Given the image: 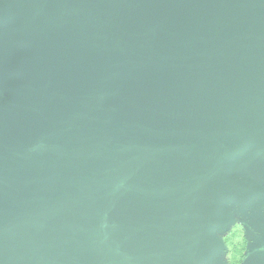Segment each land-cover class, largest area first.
<instances>
[{"label":"water","instance_id":"obj_1","mask_svg":"<svg viewBox=\"0 0 264 264\" xmlns=\"http://www.w3.org/2000/svg\"><path fill=\"white\" fill-rule=\"evenodd\" d=\"M0 35V264H223L264 210V0H0Z\"/></svg>","mask_w":264,"mask_h":264},{"label":"rangeland","instance_id":"obj_2","mask_svg":"<svg viewBox=\"0 0 264 264\" xmlns=\"http://www.w3.org/2000/svg\"><path fill=\"white\" fill-rule=\"evenodd\" d=\"M7 56V47L5 42L0 35V59H5ZM242 173H247L248 170H240ZM226 243L227 249L222 256V260L225 264H235L240 260L241 255L245 249V229L243 228L240 220L229 228L224 234H219Z\"/></svg>","mask_w":264,"mask_h":264},{"label":"crops","instance_id":"obj_3","mask_svg":"<svg viewBox=\"0 0 264 264\" xmlns=\"http://www.w3.org/2000/svg\"><path fill=\"white\" fill-rule=\"evenodd\" d=\"M240 222L245 229V249L240 260L235 264H243L250 258V254L264 249V210L256 212L248 221L241 219ZM222 263L225 264L226 262L222 260Z\"/></svg>","mask_w":264,"mask_h":264}]
</instances>
